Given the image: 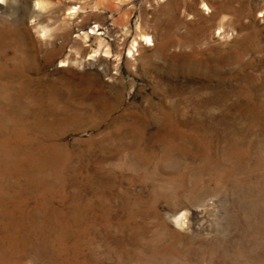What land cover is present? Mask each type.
I'll list each match as a JSON object with an SVG mask.
<instances>
[{"label":"rangeland","instance_id":"374dc122","mask_svg":"<svg viewBox=\"0 0 264 264\" xmlns=\"http://www.w3.org/2000/svg\"><path fill=\"white\" fill-rule=\"evenodd\" d=\"M1 1L0 264H264V0Z\"/></svg>","mask_w":264,"mask_h":264},{"label":"bare ground","instance_id":"6f19581e","mask_svg":"<svg viewBox=\"0 0 264 264\" xmlns=\"http://www.w3.org/2000/svg\"><path fill=\"white\" fill-rule=\"evenodd\" d=\"M2 1L0 0V3H1ZM182 215V214H181ZM183 218V217H182ZM180 221V220H179Z\"/></svg>","mask_w":264,"mask_h":264}]
</instances>
